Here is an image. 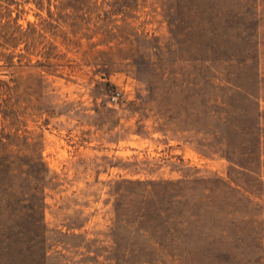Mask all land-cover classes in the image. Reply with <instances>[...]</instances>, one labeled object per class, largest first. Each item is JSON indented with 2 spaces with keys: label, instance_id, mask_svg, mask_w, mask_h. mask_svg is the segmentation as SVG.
<instances>
[{
  "label": "rangeland",
  "instance_id": "374dc122",
  "mask_svg": "<svg viewBox=\"0 0 264 264\" xmlns=\"http://www.w3.org/2000/svg\"><path fill=\"white\" fill-rule=\"evenodd\" d=\"M0 264H264V0H0Z\"/></svg>",
  "mask_w": 264,
  "mask_h": 264
}]
</instances>
